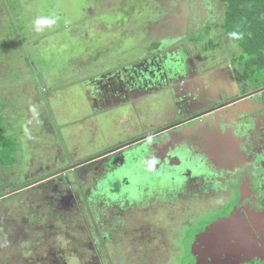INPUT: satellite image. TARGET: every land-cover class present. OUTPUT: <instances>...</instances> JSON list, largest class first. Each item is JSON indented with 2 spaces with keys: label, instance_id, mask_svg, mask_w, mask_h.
Masks as SVG:
<instances>
[{
  "label": "rangeland",
  "instance_id": "rangeland-1",
  "mask_svg": "<svg viewBox=\"0 0 264 264\" xmlns=\"http://www.w3.org/2000/svg\"><path fill=\"white\" fill-rule=\"evenodd\" d=\"M172 1L176 2L174 8L177 14L170 20L176 26V38L181 40L187 33H189L187 36L191 37L190 40H187L189 42V51H187L192 60L187 58L197 63V65L194 63L192 72L195 70V74L199 76L206 75V71L208 73L209 69L216 67L215 70L219 71H215L214 76L208 77L207 80L210 85H213L214 79L216 85L221 84L218 91L220 90L222 93V101L231 99L232 94L228 96L225 89L230 93L235 88V84L231 85V82L236 79V71L230 61L231 55L223 46L226 40L224 38L216 39V36L221 32L218 28L223 18V9L221 11L219 9V13L217 8L215 11L212 7L213 4H211L212 0ZM20 2L21 0H0V119L5 122L8 134L13 135L20 143L15 167L9 170L6 175L0 170V190H7L10 193L13 190L21 189L17 193L19 195L17 198L12 197L11 200L0 203V264H91L93 262L94 264H102L99 263L100 255L95 253L93 255L94 250H92L94 240L91 231L95 227L94 221H91L88 210L84 209L83 199L75 194L79 186L80 193L94 186L95 182L90 180V176L84 178L85 189L77 182L68 183L66 179H64V183L62 180L61 183L57 184L54 182L46 183L32 187L31 190H28L30 187L26 189L24 187L31 184L28 183L29 181L36 179L35 171L45 169L44 161L47 157L59 156L58 150L61 151V158L64 157L66 163H73V160L79 162L91 159L100 153H108L110 150H115L114 148L120 144H125L162 127L165 123L164 119L175 115V111H173L175 102L180 105L181 110L185 109V112H178L179 118L177 120L181 122L186 116L195 113V109H197V107L192 108L191 102L194 100L187 96L188 94L193 95L192 89L191 87H183L180 91L188 97V101H184V97L177 91L176 93L173 91L172 99H168L169 97L164 98L165 94H159L160 91L155 93L153 90L151 92L147 90L137 92L139 94L134 100L126 98L125 102L127 103L120 102L115 106L113 104L112 106L99 104L92 106L82 97V91H85V87H81V84H84L81 82L86 80L84 84L86 85L91 82L87 79H96L97 76L104 74L109 75L107 83L104 82L105 85L113 88L114 81H110L112 79L110 74L121 73L129 59H134V55L137 53H143L137 47L138 52L133 51V55H129L125 61H120L110 59L106 54L107 51L102 53V51L96 50V45L100 39L104 45H109L111 49L109 51L112 52L115 49L112 45L115 43L114 40L119 37L118 31L114 30L115 23H121L123 19L115 17L109 10H114L115 7L123 10L125 4L123 3L124 5L121 7L115 0H107L106 5L110 9L105 14L102 13L104 5H99L100 0H92L94 3L90 0H84V3L80 4L82 7V10L80 9L81 16H78V8L75 7L76 0H22L21 4ZM208 2L210 7L206 6ZM162 3L166 5V1L164 3L162 0ZM197 6L200 7L199 10ZM6 10L8 12L10 10L17 11L16 19L19 23L13 20V25L17 26L16 23H18L23 29L33 31L35 28L34 21L39 17L54 16L57 18V22L50 29L45 27L38 31V36L36 33H31L34 36L30 35L27 40L28 44L23 45L20 38L14 36L13 30L10 28L11 22L4 18L8 16L9 19L10 17ZM79 20H82L80 25L78 24ZM59 22L60 25H58ZM157 22L154 20L155 24ZM190 24L192 31L190 29L188 31V28L191 27ZM67 25L69 28L64 29ZM183 27L185 29L181 30ZM60 30L62 31L59 34ZM88 32L94 36L90 38ZM9 35H11L10 38H8ZM119 38L126 39L125 36ZM210 39H215L214 43L218 42L215 43L218 46L211 47L208 43ZM175 43L177 42L174 41L172 44ZM127 45L129 48H134L131 43ZM180 47L184 49V45H180ZM77 58L78 64H76ZM225 60H227V64L224 62ZM87 67L90 68L88 74V71L86 72ZM77 69L78 78L74 74ZM239 73L237 72V77ZM47 77L49 79L46 81L45 78ZM53 81L62 85L59 87H55L56 84L54 86L48 85V82L52 83ZM121 82L122 85H127L125 75L122 76ZM201 84V88L204 90L206 87L204 81ZM198 95L204 94L202 92L195 94L197 97ZM197 97L195 99L198 102ZM199 106L198 108H202ZM175 109L177 110V107ZM218 112L221 111L218 110ZM223 113L221 112L223 118H229ZM224 120L222 128L225 133L228 130L232 132L231 127H236L234 125H240L233 122V119L230 120L231 122ZM197 134H201L203 138L206 136L214 146L209 144V147L213 148L212 156L214 159L208 156V166L214 171H223L225 160L222 158L224 155H230V141L233 139L229 135L223 136L220 126L217 128L200 126V131ZM191 137L184 134L174 141L176 144L187 143L190 145V149H186L187 154L190 153V155L201 158L206 152L205 143H208L206 142L207 139L195 141ZM233 137L237 140L244 139L242 134L235 135V132ZM169 138L172 140V137ZM153 144L152 156H155L154 152L158 149V155L163 156L162 165H166L167 161H169L167 165H170L175 156L172 151H169L171 144L163 143L162 140L156 141L158 148L155 147V143ZM145 149L139 148L136 153L139 155ZM242 152L244 153L243 150ZM128 155V153L119 154V161H121L120 163L123 162L120 171L124 170L123 172H125L122 174L125 185L129 182V176L133 171V163L127 164L129 157L126 156ZM205 159L207 160V157ZM117 160V156H115L111 161L117 162ZM145 160L149 164H156L152 157ZM212 160H216V164H212ZM112 173L117 174L113 177L114 179H118L121 174L119 170ZM78 175H82L81 172H78ZM257 177L260 178L259 175ZM258 183L259 180L254 184L257 188ZM54 186H58V189L57 187L55 189ZM149 186L152 187V184ZM165 188L163 186V189ZM232 188L243 190L245 198H251L257 193L253 187L248 184L241 185L239 182L236 184L233 181ZM178 190L180 191V189ZM178 192L172 190L167 193L168 197H166L165 203L170 206L163 209L164 211L160 209L166 213L165 216H162L163 218L153 215L154 212L151 214L140 212L141 208L137 212L124 215L126 216V220L123 222L124 226H117L116 232L113 234L115 238L113 249L120 262L126 264H168L166 261L172 258H170L171 253L168 245L173 247L176 255L183 253V251H189L185 245L187 244L189 247L190 234L185 230L187 224L181 223L188 217L185 215L183 219V215H178V213L183 212L182 209L179 207H177L178 210L175 209L179 199L177 196L182 194L181 191ZM219 196L218 199L215 196L209 199L211 208L201 212L198 210L201 208L198 205H204L203 202L198 205L194 204L189 214H200L202 215L200 219H203L211 213H220L221 209L230 210L235 204L232 201L230 205L228 200H225L227 197L225 193L222 192ZM89 197L94 200L93 196L89 195ZM142 197L137 193L138 199L130 195L123 198V201L136 202ZM219 200H224L220 206ZM207 202L208 199L205 204ZM157 211L158 209L155 214ZM49 215L51 216L49 217ZM151 215L154 217L151 218ZM243 217L247 222L248 218L244 215ZM164 218H168L169 224L164 223ZM40 219H43L44 225L42 223L37 226L36 223L40 222ZM173 221H178V224L181 223L178 230L181 236L170 237L169 234L160 231L162 225L172 227ZM103 226L106 227V225ZM141 228H149L152 231L149 238L142 234L138 235L140 232L133 234ZM127 234L133 235L129 238ZM163 236L166 238H162ZM182 236H184V240H182ZM254 237L255 235L248 239L253 246L256 243ZM158 238L163 245L153 244V242L157 243ZM151 242L154 246L150 244ZM104 250L107 252L108 247L105 246ZM43 251L57 253L52 254L50 260L47 261L41 257ZM185 253L187 257L181 256L175 264H187L189 257L188 253ZM223 258L225 256L220 257V259ZM114 259L116 258L114 257ZM118 260L116 259V262Z\"/></svg>",
  "mask_w": 264,
  "mask_h": 264
},
{
  "label": "flooded vegetation",
  "instance_id": "flooded-vegetation-1",
  "mask_svg": "<svg viewBox=\"0 0 264 264\" xmlns=\"http://www.w3.org/2000/svg\"><path fill=\"white\" fill-rule=\"evenodd\" d=\"M90 1L92 2V0ZM100 1L101 2H99V5L103 4L104 7L107 6V0ZM115 1H117L118 4L121 5V7H123V5L125 4V8H123L122 10V8L117 9L115 7L114 10L110 11L114 14L115 17H120L123 19L121 23H115L116 26L114 30L118 31V33L122 32L125 38L130 39L131 41L134 40L135 45L137 46H134L132 50L138 49L137 47H139V51L142 50L143 53H137L135 59L128 61V66L125 65L121 73L122 75H125L128 80L130 79V85L128 83V86L122 85V87L117 83L116 86L113 85V88H111L112 90L107 89L105 94L99 91L100 87L98 86L97 81H95L94 78L87 79L91 82L87 83L86 85H84L86 80L84 82H81L84 83L81 84V87H85V91H82V97H84L92 106L94 104H99L102 106H112L113 104L115 106L120 102L124 103L126 101V98H130V100H132L133 98H135L134 96L136 94H139L137 92H144L149 89H158L160 87V83H163L162 79L164 77L162 74H160V72L162 73L163 71H165L168 75H171L172 72H175V63L180 57V53L181 55L189 57L191 59V56L189 55L190 53L188 52L189 43L187 42V40L190 38L187 36L189 33L183 36L181 40H178L175 35L177 32L176 26L172 22V20H170V18L172 19L173 16L177 14L176 9L174 8V5L176 4L175 1L163 0L164 3L166 1V5L161 4L162 0ZM81 3H84V0H76L75 2V7L78 8L77 11L79 13H81L82 10V7L80 5ZM157 6H159L158 11H155L153 14L158 20L157 24L149 22L148 26H138V20L145 16L144 14H146V8H148L150 11H153ZM206 6L210 7V3H206ZM197 9L199 10L200 7L197 6ZM105 11L107 10L105 9ZM189 26H191V24ZM184 29L185 27L181 28V30ZM189 29L190 31H192V26L188 28V31ZM139 32L140 34H144V40L142 42L139 40V38L136 39ZM130 35H132V37H129ZM118 40L121 41L126 39L118 37ZM174 41H176L177 43L172 44ZM180 45H184V49L181 50V48H179L178 53H175L174 51H176L177 49H174L179 47ZM112 46L117 47L118 42L114 43ZM109 50L111 49L109 48L106 51ZM132 50L128 51L129 55L130 53L133 54L131 52ZM186 59L187 62H190L188 58ZM76 64H78V58L76 59ZM89 69V67L86 68V72L88 71L87 74L89 73ZM75 71V77L78 78V69ZM186 72H191V68ZM117 73L119 74L120 72ZM176 73H178V71H176ZM214 74V71H208L209 78L214 76ZM48 79L49 77L45 78L46 81ZM216 82L218 83V81ZM54 84L57 85L55 87H59L62 85H58L56 81H53L52 83L48 82V85L54 86ZM204 84L206 87L204 89L205 91L201 89V92H203L204 94L202 95V97L204 99V97H206V95L209 93L213 102L211 106L203 104L202 97H200L198 99V102L195 101L196 104H193V108L198 107L199 102H202V108H200L198 111H195V113L186 116L181 122L180 120H177L179 116L177 115L178 109L176 110L175 106L173 110L175 111V115L169 116L168 118L164 119L165 123L162 127L151 133L143 134L140 137L128 141L125 144H120V146L114 148H120V151L106 155L104 156V158L99 159L98 161H95L94 163L86 166H81L78 168V164L83 163V161L86 160H82L79 162L73 160V163H66L64 157L61 158V151L58 150L59 156L55 155L53 156V158L47 157L46 161H44L45 169L35 171L34 175L36 176V179L29 185L39 186L52 182L57 184L61 183V180L64 183V179H66V181L68 180V183L72 184V182L74 183L78 178V171L83 175L90 176V180L95 182L94 186L87 190V192L83 191L82 193L79 192L80 187H78V191H76L75 194L77 195V197H81L84 202L88 200L90 201L89 195L93 196L95 192L105 191L106 189L112 190V198H105L104 200L106 202L102 208V211H99V209L97 211L99 212L98 215L101 216V219L106 221L109 220V222H113L114 213L113 205L110 203H121L123 202L120 200L121 198H126L130 195L137 198V193H139L143 197L136 202L145 200L146 187H148L149 184H152V186L154 185L156 189L157 187H162L160 185L169 188V190L174 189L176 192H178V189H180L182 194L181 196H177L179 199L178 202H176V207L175 205L173 206L176 210H178L177 207L182 209L183 212H177H180L178 213L179 216L183 215V219L185 215L188 217V219L185 218L181 222L184 225H188L185 230L188 234H190L189 247L187 244L185 245L186 248L189 249V251H185L189 255L187 264H197V237L199 235H208L206 233L207 229L210 226H213L220 220H225V218L229 217L230 214L233 213L236 209H240L241 213L248 218L247 223L249 225L251 234H253V236L255 235L254 238L256 239V243L255 246H253L252 243L251 245H242L240 243L239 247L241 249V253L239 250L238 260L233 263L231 261V263L228 264H264V102L261 101L260 98H258V94H255L256 91L243 93V86L240 85L236 81V79L231 82V85L235 84V88H233L230 93L229 91L227 92V89H225V93H227L228 96L232 94V98L224 101H220L218 99H221L222 95L220 90L218 91V89L221 87L220 83L216 85L214 79L213 85H210L207 80L204 81ZM161 90L163 91V88H161ZM167 95L168 94H165L166 98ZM96 97H98V99H96ZM235 101H237V103L231 104ZM218 110L224 112L223 114L229 116V118H223L221 112H218ZM38 118H40V116H38ZM209 119L211 120L209 121ZM224 119L229 121H232L233 119V122L239 123L240 125H234V127H236H231L233 129L232 132L231 130H228V132L225 133V130L222 128V123L225 121ZM200 126H204L205 128L211 126L212 128H217L220 126L223 136L229 135L231 139H233V141H230V155H224V158H222V160H225V165L223 166L224 170L221 172L214 171L208 166V156H210L211 159H214V157L212 156L213 148L209 147V144L212 145V143L206 136L205 138L207 140L201 137V134H197V132L200 131ZM43 131L45 130L43 129ZM234 132L235 135H238V133L242 134L244 139L237 140L235 137H233ZM184 134H186L187 136H192V140H206V142H208L205 143L206 152H204L201 158L190 155V153L189 155L187 154L188 151L186 149H190V145H187V143L176 144V141L174 140L178 139L179 136ZM151 135H153V137L150 138ZM169 137H172L173 141ZM144 138H146V140H143L141 143L123 148L127 144ZM161 140L163 143L167 142L171 144L169 151H172L175 154V156L172 158L173 162H171L170 165H167L169 161L166 162V165H162L163 156L158 155V149L154 152L155 156H152V146H154L153 143H155V147L158 148L156 146V141ZM135 148H137L138 150L139 148L146 149L141 151L138 155L136 153L137 149ZM242 150L244 151V153L242 152ZM112 151L110 150L109 153ZM120 153H128L129 155L126 157H129V162L127 164L133 163V171L129 176V182L127 183V185L123 183L122 179V174H124L125 172H123L124 170L120 171V166L123 163H120L121 161H119ZM104 154L105 153H100L92 158H96L99 155ZM115 156H117V162L111 161ZM150 157H152L154 162H156L155 165L149 164L147 163V160H145L146 158ZM206 157L207 160L205 159ZM141 162L145 164L143 165ZM212 164H216V160H212ZM225 167L228 169L226 170ZM117 170H119L121 174L118 179H114L113 177H115L117 174H113L112 172H116ZM258 175L261 179L257 177ZM257 180H259L258 188L254 186ZM233 181L236 182V184L238 182L241 185L248 184L249 186L253 187L255 189V192L257 193L251 198H245L243 196V190L232 188ZM54 187L55 189L56 187L58 189V186ZM222 192L225 193V196H227L225 200H228V203H230V205L232 204V201L235 202L230 210L221 209L220 213H211L207 217L205 216L203 219H200V217L202 216L200 214H189L194 204L198 205L199 203L203 202L204 205H198L201 207L198 208V210L201 212L202 210L206 211L207 209L211 208L212 206H210L209 204V199H212L214 196L218 199L220 197L219 195ZM117 196H119L120 198H118ZM207 199L208 202L205 204V201ZM223 201L224 200H219V206ZM128 203L125 204L123 202L122 204L127 205L124 206L130 212V209H128L130 208ZM169 206L170 205L167 204L165 208H168ZM94 219L100 225V221L98 220L97 215L94 216ZM181 223L175 225V228H173L172 226L173 230H171L170 228V231H168L169 229L160 228V231H164L166 234H169L170 237L181 236L178 233V230H176L177 226L180 228ZM149 226L151 225L149 224ZM150 232L152 231L149 228H141L138 231H135L133 234L135 235L139 233L138 235L142 234L143 236H147L149 238L151 235ZM112 236L110 234L109 236L106 235V237ZM224 236L225 234L216 233V231L211 235H208L204 239V241H202L205 250L210 253H215L218 258L226 256V250L232 252L233 250L228 247L229 243H227L223 239ZM164 237L166 238V236H163L162 238ZM184 239V236H182V240ZM104 240L106 241L105 238ZM150 244L153 245L152 242ZM158 244L163 245L162 243ZM168 247H170L168 249L171 253V259H174V257L178 256V254L176 255V253L174 252L171 245H168ZM165 253L167 252L165 251ZM208 261L210 264L213 263L210 257L208 258Z\"/></svg>",
  "mask_w": 264,
  "mask_h": 264
},
{
  "label": "trees",
  "instance_id": "trees-1",
  "mask_svg": "<svg viewBox=\"0 0 264 264\" xmlns=\"http://www.w3.org/2000/svg\"><path fill=\"white\" fill-rule=\"evenodd\" d=\"M21 3H22V0H21L20 4ZM208 4H209V2H208ZM211 4H213L212 7L214 8V10H215V8L218 9L217 10L218 13H219V9H220V11L223 9L222 10L224 12L223 18H222L221 23L219 24V28H218L221 30V32L219 35L216 36L217 37L216 39L224 38L226 40V41H224L223 46L225 47V49L228 50V53L232 57V59L230 61L232 62V65H234L233 68L236 71V81L240 85L243 86V89H242L243 93L253 92V91H258V90L263 89L264 88V0H212ZM104 8L106 10L110 9L109 6H106ZM158 8H159V6H157L155 8V10H153V11L152 10L150 11L148 8H146V14H144L145 16L138 20V26L143 27V26H148L149 22L154 23V20H157V18H155V16L153 14L155 11H158ZM105 9L103 10L102 13L106 14L107 11H105ZM111 10L112 9H110L109 11H111ZM6 12L10 15V17H9V19H8V16L7 17L5 16L4 18H7V20L11 22L12 26L10 25L11 26L10 28L13 30L14 36H16L17 38H20L23 45L28 44L27 40L30 37V35L34 36L33 34H35V33L37 36L39 35V34H37L38 31L37 30L35 31V28L33 29V31L31 29L30 30L23 29V27L20 24H18L19 22L16 19V16H17L16 12L17 11H15V10L11 11L10 10V12H8L6 10ZM13 12H15V13L13 14ZM78 16H81V13L78 12ZM148 16H149V18H148ZM13 20H16L18 22V23H16L17 26L13 25ZM82 20L78 21L79 25L82 22ZM60 24L61 23L59 22L58 25H60ZM71 25H72V23H71ZM5 27H8V26H5ZM66 27H64V29L69 28L68 25ZM48 29H50V27ZM117 30H120V29H117ZM61 31L62 30H60L58 33L60 34ZM233 32L237 33V35L240 36L241 38L237 39L236 37L232 36L231 34ZM31 33H33V34H31ZM58 33H57V35H58ZM120 33H122V32H120ZM120 33H119V37L123 36V33L122 34H120ZM10 36L11 35H9L8 38H10ZM88 36L90 38H92L94 35L91 34L90 32H88ZM12 37H13V35H12ZM137 38H139V40L142 42L144 40V34H140V32H139L136 39ZM116 39L114 40L115 43L120 41L118 39L116 41ZM190 39H191V37L189 38V40ZM214 40L215 39H210V40H208L209 42L207 41L208 43H210L209 45L211 47L218 46V44H215L218 42L214 43ZM130 41L131 40L127 39V38L125 41L121 40L118 43V46L115 47V50H113L112 52L107 51L108 53H106V54L110 57V59L125 61L129 55L128 51L132 50V48H129L127 44L131 43L133 47L137 46V45H135L134 40L131 42ZM96 46H97L96 50L102 51V53H105L106 50L110 48L109 45H107V44L104 45L102 43V39H100L98 41ZM217 49H219V48H217ZM133 51L138 52V49H134L131 52H133ZM130 55H133V54L130 53ZM224 62L227 64V60H225ZM128 64H129V62L126 64V66H128ZM213 69H215V67L211 68L209 70L212 71ZM237 72H240L238 77H237ZM258 98H260V100L264 102V92L259 94ZM19 144H20L19 141H17L13 135L8 134V128L5 126V122L2 119H0V170L3 171L5 173V175L8 174V171L12 170L17 163L16 155H17V152L20 151L19 150ZM84 178H87V176L83 175V174L78 175V178L75 180V182L82 185L83 188L85 189V186L83 185ZM31 182H33V181H29L28 183H31ZM153 186L152 187L151 186L146 187L145 200H141L139 202L128 203V202H124L123 198L120 199L125 204L126 203L129 204L130 208H128V209H130V212L125 208V206H127V205L122 204L123 202H121V203H118V202L110 203L113 205V208H114V210H113L114 211L113 222H111V221L109 222V220H107L108 221L107 222L106 220L101 219V216L98 215L99 212H97L98 209H99V211H102V208L106 202L104 199L105 198L109 199V197L112 196V192H113L112 190L106 189L105 191L95 192L93 195V198L95 201L90 199V201L88 200V201L83 202V204H85L84 209L86 211L88 210V213L90 214V217H91V221H94V224H95V227L91 231L92 232L91 236L94 240V243H93L94 246H93L92 250H94L93 255H94V253L97 255H100V262L99 263H102V264H126V263L120 262L118 260L119 257H117L116 252L113 249V243H114L115 238H114V235L112 236V233L114 234V232H116L117 226H119V227L124 226L123 222L126 220L125 219L126 216H124V215L129 214L131 212H137V211H139V208H141L140 212H147L149 214H151V212L152 213L154 212L153 215L161 216V217L163 215L165 216L166 213H164L162 211H164L163 209H166L165 206L167 204L165 202H166V197H168L167 193H170L172 190L169 191V188H167V190H166V188L163 189V185H160L162 187H157V189L155 186L154 187ZM34 187H36V186H34ZM31 189H32V187H30V189H28V190H31ZM85 192H87L86 189H85ZM5 193H8L7 190H0V195H3ZM18 196L19 195L17 193L14 195H10L6 198L0 199V203L5 202V201H9V200H11L12 197L17 198ZM146 199H148V200H146ZM157 201H159V202H157ZM134 209H136V210H134ZM157 209H158V211L155 214V211ZM160 209H162V211H160ZM147 213H146V215H148ZM157 214H159V215H157ZM95 215L98 216V220L100 221L101 226L94 219ZM153 215H151L150 217L153 218L154 217ZM50 216L51 215H49V217ZM107 219H109V218H107ZM167 219L164 218V223L169 224L170 221ZM40 220L39 221L41 223L40 222L36 223L37 226L42 224V223L44 225L43 219H40ZM172 224H173L172 225L173 228H175V225L178 224V221H173ZM103 225H106V227H104ZM161 227H164L165 229H169L168 231H170V228H171V230H173V228L169 225H162ZM179 229L180 228L177 226L176 230H179ZM109 234L112 237H106V235L109 236ZM127 236H129V238H130V236H132V235H127ZM104 238L106 239V241L104 240ZM156 242L157 243L153 242V244L157 245L158 243H160L162 241L158 238L156 240ZM48 245H50V244H48ZM37 246H39V245H37ZM50 246H53V245H50ZM105 246L108 247L107 252L104 250ZM54 253H57V252H54ZM54 253L49 252V251H43V254L41 257L43 260L46 259L48 261V260H50V257ZM181 256L187 257L186 253L183 252V253L178 254V256L174 257V261H173V259H171V260H168L166 262L168 264H175V262L180 260ZM114 257L118 260V262H115L116 259H114ZM188 257H189V255H188ZM92 261H93V259H92ZM123 261H125V260H123ZM91 264H94V262Z\"/></svg>",
  "mask_w": 264,
  "mask_h": 264
},
{
  "label": "water",
  "instance_id": "water-1",
  "mask_svg": "<svg viewBox=\"0 0 264 264\" xmlns=\"http://www.w3.org/2000/svg\"><path fill=\"white\" fill-rule=\"evenodd\" d=\"M263 92H264V88L256 91L255 94L259 95ZM235 103H237V101H235L231 104H235ZM151 137H153V135H151L150 138ZM143 140H146V138L134 141L130 144H127L123 148L134 146L137 143H141ZM120 150H121L120 148L115 149L110 153L108 152L104 155H99L96 158L88 159V160L84 161L83 163L78 164V168L81 166H86V165H89L91 163H94L95 161H98L99 159L104 158V156L109 155V154L114 153V152H117V151H120ZM31 186H33V185H27L24 187V189L31 187ZM19 190H21V189H16V190L11 191L10 193L0 195V199L6 198L10 195H14V194L18 193ZM219 229H221V230H219ZM215 231H216V233L225 234L223 239L227 243H229L228 247L233 250L232 252H229L228 250H226V252H225L226 256L223 259L218 258L215 255V253L207 252L204 248L203 243H202V241H204V239L208 235H211ZM206 234H208V235H199L197 237V243H196L197 264H208L209 263V261H208L209 257L213 261L212 264H228V263H231V261H232V263L236 262L238 260L239 250L241 253V249L239 247L240 243L242 245H247V244L251 245V243L248 239L252 238V236H253V234H251V232H250V228L248 226V223L245 221L240 209H236L233 213L230 214L229 217L225 218V220H222V221L220 220L219 222H217L213 226H210L207 229Z\"/></svg>",
  "mask_w": 264,
  "mask_h": 264
},
{
  "label": "crops",
  "instance_id": "crops-1",
  "mask_svg": "<svg viewBox=\"0 0 264 264\" xmlns=\"http://www.w3.org/2000/svg\"><path fill=\"white\" fill-rule=\"evenodd\" d=\"M179 48H181V50H183V48L182 47H177V48H175L174 50H176V51H174L175 53H178V49ZM180 53V52H179ZM180 55V57L177 59V62L175 63V65H176V67H175V72H172V74L171 75H168L165 71H163L162 73L160 72V74H162L164 77H163V83H160V90H159V88L157 89H153V91H155V93H157V92H159L160 91V93L159 94H168L167 95V98L168 99H172V94H173V91L176 93V91L179 93V94H181L183 97H184V101H188L189 99H188V97H190L192 100H194L193 102H192V108L194 107L193 106V104H196L195 103V101H196V97L197 96H195V94H200L201 92V87H202V81H205V80H207V78L209 77L208 76V73H207V71H206V75H204V74H202L201 76H199L198 74H195V70H193V72H192V67H193V65H194V63L197 65V63L193 60V61H191L190 59V62H187V57L186 56H183V55H181V53L179 54ZM135 56L136 55H134V59H135ZM131 60H133V59H129V61H131ZM182 67V68H181ZM187 67V68H186ZM168 68H169V66H168ZM191 68V72H189V73H187L186 71L188 70V69H190ZM216 68V67H215ZM176 71H178V73H176ZM212 71H216V72H218L219 70H215V69H213ZM121 73H122V71H121ZM121 73H111L110 74V77L112 78L110 81L111 82H113L114 83V85L116 86L117 85V83L120 85V86H122V82H121V78H122V74ZM205 73V72H204ZM108 76L109 75H104V74H102V75H99V76H97L96 77V79H95V81H97V84H98V86L100 87L99 88V91L100 92H102V93H105L106 94V90L108 89V90H112L111 89V86H110V88H109V85H105V83H107V80L109 79L108 78ZM170 76V77H169ZM103 78H105V80H102ZM127 79V78H126ZM208 81V80H207ZM105 82V83H104ZM128 83H129V85H130V79L128 80L127 79V85L126 86H128ZM179 86V87H178ZM123 87V86H122ZM178 87V88H177ZM183 87H191V89H192V93H193V95H191V94H188L187 96H184L180 91H181V89L183 88ZM161 88H163V91L161 90ZM150 90V89H149ZM167 91V92H169V93H167V92H165V91ZM203 90V89H202ZM150 91H152V90H150ZM204 91V90H203ZM162 92H164V93H162ZM203 93V92H202ZM136 96H138V94H136L134 97H135V99H136ZM200 97H202V96H200V95H198V97H197V100L200 98ZM164 98H166L165 96H164ZM96 99H98V97H96ZM220 101H221V99L220 98H218ZM133 100H134V98H133ZM202 102H203V104H207V105H210L211 106V104L213 103L212 102V100H211V97H210V94L208 93L207 95H206V97H204V99H203V97H202ZM173 101V100H172ZM202 102L200 103V106L199 107H202ZM127 103V102H126ZM175 106L177 107V109H178V111H177V115L179 116V114H178V112L179 111H182V112H185V109H183V110H181V107H180V105L177 103V102H175ZM200 108H198L197 107V109H195V111H198ZM179 118V117H178Z\"/></svg>",
  "mask_w": 264,
  "mask_h": 264
},
{
  "label": "clouds",
  "instance_id": "clouds-1",
  "mask_svg": "<svg viewBox=\"0 0 264 264\" xmlns=\"http://www.w3.org/2000/svg\"><path fill=\"white\" fill-rule=\"evenodd\" d=\"M56 22H57V18L54 16L53 17H39L34 21V25H35L36 30L40 31L45 27H51V26L55 25ZM231 35L236 37L237 39L241 38L235 32H233Z\"/></svg>",
  "mask_w": 264,
  "mask_h": 264
}]
</instances>
